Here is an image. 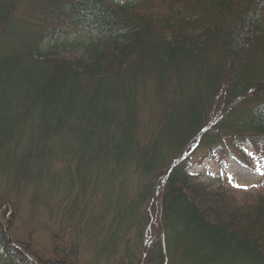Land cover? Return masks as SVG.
Instances as JSON below:
<instances>
[{"label":"trees","instance_id":"16d2710c","mask_svg":"<svg viewBox=\"0 0 264 264\" xmlns=\"http://www.w3.org/2000/svg\"><path fill=\"white\" fill-rule=\"evenodd\" d=\"M198 152L264 162V0H0V174L33 198L77 187L65 221L114 189L89 216L95 256L138 263L157 192L151 264H264V197L208 189ZM0 264H39L1 224Z\"/></svg>","mask_w":264,"mask_h":264},{"label":"rangeland","instance_id":"374dc122","mask_svg":"<svg viewBox=\"0 0 264 264\" xmlns=\"http://www.w3.org/2000/svg\"><path fill=\"white\" fill-rule=\"evenodd\" d=\"M249 151L252 147L248 146ZM251 147V148H250ZM248 162L253 165L252 170L243 169V167L233 159L223 163L220 159L212 157H202L198 152L190 156L192 161L190 170L196 175L197 180L208 189L215 190L231 203L236 205L253 204L264 197V175L255 172L257 167L264 170V162L259 160L253 153L246 152ZM48 158V157H47ZM46 158V159H47ZM60 166V161L52 165V172H55ZM0 174V224L4 226L11 234L14 241H17L28 249L30 255H37L39 260L36 262L42 264H119L123 261L121 256L113 255L110 259L101 258L94 255L93 240L97 243L101 240L99 237L100 226L96 227V232L89 234L86 228L90 225H78L79 233H73L69 228L73 224H78L81 217L92 216L95 210L103 207L108 202L114 203L115 191L110 186L107 190V198L97 200L94 195L87 194L79 196L80 207L77 212L82 214L78 221V216L65 221L62 218V208L67 204L68 191L66 180L61 182L45 178L41 182L40 197L33 198L34 188L24 187L21 184L14 188L7 182L5 176ZM237 182H244L249 185L247 190L233 187L229 183V176ZM44 177L46 175L44 174ZM99 189H105L106 186L100 185ZM109 189V188H108ZM103 191V190H102ZM158 193L147 205L146 212L148 222H146L142 239L137 243L136 250L139 255L137 264H151L148 260L151 244L159 234V204ZM6 198L10 201V206L4 207ZM9 213V214H8ZM76 218V219H75ZM68 222V223H67ZM70 224V226H69ZM86 227V228H85ZM129 236L133 237V234ZM132 242L133 239H130Z\"/></svg>","mask_w":264,"mask_h":264},{"label":"bare ground","instance_id":"6f19581e","mask_svg":"<svg viewBox=\"0 0 264 264\" xmlns=\"http://www.w3.org/2000/svg\"><path fill=\"white\" fill-rule=\"evenodd\" d=\"M190 172L193 173L191 170H190ZM193 174H194V173H193ZM194 175H195V174H194ZM67 186H68V187H71L72 185L70 186L69 183H67ZM77 190H78L77 187H75V188H73V189H70V194L67 195V198H70V201H71V199L74 197V195L77 194ZM83 193H84V192H83ZM84 194H85V193H84ZM85 195H87V194H85ZM85 195H84V196H85ZM78 199H79V198H78ZM79 207H80V203L78 202V204H77V209H78ZM96 210H98V206H97V209H96ZM93 214H94V213H93ZM62 218H64V219H68V217H67L65 214L62 215ZM89 218H90L89 215H87V217H81L80 222H79L78 224H77V223H76V224H73V226H75L77 229L80 228V227L78 226V225H80V224H81V225H87V226L90 225V227H94V226L98 227V225H92V224H91V221H90ZM69 219H70V218H69ZM107 219H108V218H107ZM81 225H80V226H81ZM105 225H107V224H104V227H105ZM102 226H103V225H102ZM24 250H27V249L24 248ZM33 257H34V261H36V259L39 260V258H40V257H38V256L35 255V254L33 255ZM43 263H44V262H43ZM47 263H48V262H45V264H47Z\"/></svg>","mask_w":264,"mask_h":264},{"label":"snow or ice","instance_id":"6c2138e0","mask_svg":"<svg viewBox=\"0 0 264 264\" xmlns=\"http://www.w3.org/2000/svg\"><path fill=\"white\" fill-rule=\"evenodd\" d=\"M255 172H257L258 174H260V175H264V170H262L261 168H259V167H257L256 169H255ZM229 183H231L232 184V186L233 187H237V188H243L244 190H247V188L249 187V186H251V187H256L257 185H249V184H247V183H244V182H237V181H235L234 179H233V177L230 175L229 176Z\"/></svg>","mask_w":264,"mask_h":264}]
</instances>
